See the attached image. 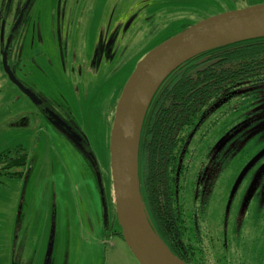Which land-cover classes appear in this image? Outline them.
Masks as SVG:
<instances>
[{"label": "rangeland", "instance_id": "374dc122", "mask_svg": "<svg viewBox=\"0 0 264 264\" xmlns=\"http://www.w3.org/2000/svg\"><path fill=\"white\" fill-rule=\"evenodd\" d=\"M232 1L233 10H238L264 0ZM51 4V0L36 2L23 23L11 62L19 60L17 49L23 42L28 47L24 36L35 30V51L45 55L38 61L41 68H34L33 61H24L23 56L16 77L54 110L72 119L87 137L103 174L111 224L105 230L97 176L84 156L6 76L1 56L5 41H0V152L22 146L29 153L23 179L0 178V264H140L121 236L120 226L112 227L117 216L110 142L118 101L137 64L153 47L183 32L190 24L232 11V7L227 0L79 1L73 9L76 19L70 29L75 40L69 44V55L74 50L86 61L93 55L99 38L109 36L112 13L114 22L125 23L140 9L143 17L161 10L158 15H162L160 21L165 24V17L191 12L186 15V22L172 23L144 51L145 41L140 43L142 22L122 36V40L119 37L116 43L119 58L111 63L103 61V66L97 68L95 78H90L94 87L91 93L85 90L88 80L84 79L89 75L74 76L79 69L70 60L65 63L60 60L52 32L55 21ZM7 23L9 30V19ZM249 88L242 89L243 99L250 100L251 106L243 120L264 108L262 92ZM241 108L236 109L235 103H231L220 110V129L204 127L199 132L202 137L208 134L209 141L220 132L222 158L220 184L211 195L212 201L207 203L205 215L210 217L207 223L210 241L205 240V259L209 264H264V156L256 162V167L251 170L249 167L264 150V118L252 126L239 121L237 126H243L234 131ZM26 118H29L28 126H24ZM197 141L195 148L200 146ZM190 163L191 171L197 168L195 156ZM115 231L121 235H115Z\"/></svg>", "mask_w": 264, "mask_h": 264}, {"label": "flooded vegetation", "instance_id": "af4514ba", "mask_svg": "<svg viewBox=\"0 0 264 264\" xmlns=\"http://www.w3.org/2000/svg\"><path fill=\"white\" fill-rule=\"evenodd\" d=\"M37 1L38 0H3L1 7H0V10L3 9L2 12L0 11L1 23H2V16L7 7V4L9 3V12H8V17H7V22L9 19L10 24H9V30H7L6 26L8 23L6 22L4 41L6 44L9 38H11L12 40V44H11L10 52H9V65L15 77H16V74H15L16 68L18 64L21 62V60L23 59L22 58L23 56L26 57L25 59H23L24 61H28V62L33 61V66L36 69L41 68L38 61L39 59H43L45 56L43 52L36 53L35 51L36 44H37L36 34H35V30L31 29L30 36L26 37L25 35L23 39V41H25V38H26V42H28V47H26L25 44L23 46V43H24L23 42L22 47L20 45L19 48L17 49V52L20 51L19 60L15 61L14 63L11 62L12 55H14V51L16 50L15 44L17 43V40L20 38L23 23L26 21L28 16L31 14ZM79 1H83V0H51L52 4H51L50 9L53 13L52 17L55 21L52 32L54 36V42H56V48H58L59 53L61 55L60 60H62V63L68 62V60H70V62L79 69V72L77 73L74 72L75 70L73 71L75 73L74 76L82 78L84 76L89 75V78L84 79L86 81L88 80L85 90L88 89V91H90L91 93L92 91H94V87L92 86L91 79L93 77L95 78L97 68L99 66H103V61L111 63L115 60L116 57L119 58V55H120L119 49L116 48V43L119 37H121V39L119 40H122L123 37L126 36V34L128 33L130 29L138 26L139 23L142 22L141 23L142 40L140 41V43L145 41L144 46L142 47L144 51V49L152 41V39L155 38L160 32H162L164 29L165 30L168 29V27L174 22L175 23L186 22L188 20V17L186 15H191V12H186L187 14L185 15L179 14L178 16L176 13H174L173 14L174 17H165V19L167 20L165 19L164 20L167 21V23L162 24L160 21V17L162 15H158L161 13V10L155 11L153 13H149L148 15L143 17V15L141 14V9H140V11L134 12L125 23L119 22L118 20L114 22V14L112 13L110 16L109 27L111 30L109 32V36L106 39H103L102 37H101L102 39L99 38L98 40L99 42L97 43V47L94 49L93 55L89 57L88 59L89 61H86L85 59L79 58L74 50L71 51L70 52L71 54L69 55V44H73V41L75 40L74 38H72V33L70 29L71 26L74 25L75 23L74 20L76 19L73 15V9L75 8L76 5H78ZM227 2L231 5L232 7L231 10L233 11L234 9L233 1L227 0ZM244 3H247V1H244ZM249 3L250 2H248V4ZM263 3L264 1L257 2L251 5L249 4L247 7L255 6V5L263 4ZM192 9L193 7L190 8V10ZM24 10H26V14H25V17L23 18V21L19 25L20 23L19 20ZM94 16L96 17V14H94ZM154 16L155 17L157 16V18L155 20H152ZM64 22H66V24H64ZM196 23H192V24L188 23V24H190L189 26L191 27L192 25ZM42 34H43V31H42ZM0 41H1V27H0ZM5 44H3V50H1V54H3ZM149 47L150 46H148L147 48ZM64 48H66L65 51H67V59L65 58ZM86 62L89 63L90 66ZM85 64H87L88 66H86ZM64 67L67 71L66 64ZM262 67L264 68V65ZM92 68H94V71H92ZM101 86L102 85H100L97 88V90H99ZM201 87L202 85H196L194 89L193 82L190 83L189 92H187V94L184 97H177L174 100V103H173L174 106L168 105L163 110L165 112H171L173 114L172 120H173V123L177 125V129H180V128H183L182 130L186 129L183 133V137L181 136L182 130L178 133L179 135H177V131H175L174 137L176 138V135H177V138L174 144L175 145L174 152L176 153L177 148L181 147L182 145L183 148L182 149L180 148L181 152H180L179 162L181 164L187 163V166L189 167L186 173V176L184 178L185 179L184 186H185V194H186L184 205L180 203V205H182V207L180 208L183 209L181 214L185 220V223H183L185 227L184 236H186L187 243L182 241L181 238L177 239L176 235H174V237L170 240V242H171V245L174 247V249L181 256H187L189 258V260H186V261L183 260L184 262L188 264H191L193 262H198L200 257L201 259L202 258L205 259L204 254L206 253V248H207V242L205 240L208 239V241H210V238L208 235L209 226L207 225L210 217L205 216L207 215V212H208L207 203L209 200L212 201L211 195L213 191L215 190V188L216 190H218L217 186L218 184H220V161L222 159L220 156V132L218 136L216 137V139H212L210 141H209L208 134H205L204 137H202V136H199V134H201L199 132L204 127H210L211 129L212 128L220 129V110L229 106L233 102L235 103L236 109H239L240 107L242 108L241 110L238 111L239 115L236 117V123L232 129L234 128L237 129L238 127L242 128L243 125L237 126L239 121L242 122V124H248L252 126L254 122H259L258 120H261L264 118V108H262L243 120V117L248 113V108L250 110L251 106H250V100H245L243 99L244 96H242V89L250 87L249 89L262 92V97L264 101V79L246 80L242 83L237 84L233 90H230V91L226 90L224 92H221V94H220V90H218L216 93H212L210 95L211 97L210 99H207V97H203L202 95L198 96V93H199L198 91L201 89ZM26 88L29 89L32 93H34V95H36V97L42 103H44L49 108V111L51 112L49 114L47 110L45 111L40 110L34 104V102L28 96L24 94L32 102V104L34 105L35 109L39 112V114L43 116L53 128H55L63 136H65L70 142L73 143V145L84 156L85 160L91 166L92 170L94 171L96 175L97 171L92 162L94 154L89 144V141L87 137L84 135V133L82 132V130L75 124V122L72 119L64 117L61 113L54 110L46 102V100L43 97L36 94L30 88L28 87ZM200 91L203 92L204 94L206 93L205 92L206 90H200ZM202 102H207L211 104L205 109V111L203 112L201 117L196 121V123L192 125L193 124L192 123V111L194 108V103L196 105H199ZM158 109L161 110L162 105H159ZM243 110H244V113L242 114L241 112ZM28 121H29V118H26L24 121V126H28L29 124ZM232 129H230L229 131H231ZM239 132L240 130L237 131L236 135H238ZM225 134H222V136ZM75 137H79L78 140H76ZM197 138H199L198 141H197ZM195 141H197V145H200L199 148H195L194 146V144H196ZM235 142H233V145ZM224 147L225 145L222 146L223 151H225ZM262 149H264V147ZM141 154L143 153H141L140 151V158H141ZM193 156H195L194 164L197 165V168L193 167L191 171L190 161L191 159H193ZM263 156H264V150L261 151V153L259 154L257 158H255L254 162L253 161H251L252 163L250 162L251 163V165L249 166L250 170L254 166L256 167V162H258L259 159ZM100 171H101V168H100ZM102 177H103V174H102ZM103 183H104V178H103ZM1 184L3 185L4 183L1 182ZM163 186L166 191L165 181L163 182ZM104 188H105V184H104ZM105 198H106V205H107V210H108V218L107 220H105V211H104L105 208L103 207V204H102L104 227H105V230H109L111 219H110V208H109V202L107 199L106 188H105ZM218 207H219V204L217 205V208ZM169 214L172 217L171 211L169 212ZM115 220H113L112 222L113 229L116 228L117 225L119 226L118 219L115 218ZM172 224H173L172 231H174L176 228L175 222L172 221ZM114 234L117 236L121 235L117 231H115ZM192 258H195V261H190L192 260Z\"/></svg>", "mask_w": 264, "mask_h": 264}, {"label": "water", "instance_id": "95a60500", "mask_svg": "<svg viewBox=\"0 0 264 264\" xmlns=\"http://www.w3.org/2000/svg\"><path fill=\"white\" fill-rule=\"evenodd\" d=\"M9 3L2 16L1 42H4ZM26 10L20 17V23ZM264 37V3L233 10L204 19L167 39L149 51L137 64L118 101L111 132V174L115 210L122 237L140 264H188L175 256L155 233L143 204L139 181V145L149 105L162 82L178 66L201 52ZM11 38L4 46L2 65L9 80L28 96L40 110L49 108L27 89L9 65ZM78 140L79 137H75ZM101 200L108 210L102 173L96 157Z\"/></svg>", "mask_w": 264, "mask_h": 264}, {"label": "trees", "instance_id": "16d2710c", "mask_svg": "<svg viewBox=\"0 0 264 264\" xmlns=\"http://www.w3.org/2000/svg\"><path fill=\"white\" fill-rule=\"evenodd\" d=\"M1 12L3 11L0 10ZM264 37L241 41L213 48L186 60L178 66L162 82L155 93L147 110L139 145V181L140 191L145 211L155 233L161 238L170 251L182 260L171 245L170 240L177 236L187 243L185 235V220L181 214L185 200L184 178L189 169L187 163L181 164L180 148L174 152L178 133L173 123L172 113L163 111L166 106H174L177 97H184L190 90V83L202 85L200 90H206L202 95L210 99L212 93L218 90L224 92L235 88L239 83L249 79H264ZM208 102V101H207ZM194 103L192 125L201 117L211 104ZM162 105V111L158 109ZM158 106V107H157ZM186 129L182 130L181 136ZM175 131H177L176 138ZM185 142V141H184ZM183 143V141H182ZM180 150V151H179ZM140 151L141 158H140ZM29 153L22 146L9 148L0 152V178L21 180L27 167ZM165 181L166 191L163 186ZM180 205V206H179ZM171 211L172 217L169 212ZM172 221L175 222L174 231ZM187 250V249H185ZM207 252V248H206ZM206 256V253L204 254ZM190 261H195L192 258ZM191 264H209L207 259L199 258Z\"/></svg>", "mask_w": 264, "mask_h": 264}, {"label": "crops", "instance_id": "0c3cea01", "mask_svg": "<svg viewBox=\"0 0 264 264\" xmlns=\"http://www.w3.org/2000/svg\"><path fill=\"white\" fill-rule=\"evenodd\" d=\"M3 185H5V184H3Z\"/></svg>", "mask_w": 264, "mask_h": 264}]
</instances>
